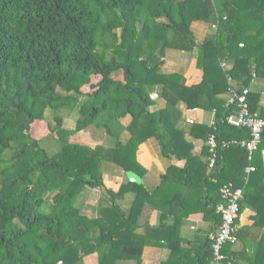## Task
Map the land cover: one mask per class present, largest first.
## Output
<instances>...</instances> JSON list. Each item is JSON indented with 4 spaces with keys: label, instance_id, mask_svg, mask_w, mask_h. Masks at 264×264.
<instances>
[{
    "label": "trees",
    "instance_id": "trees-1",
    "mask_svg": "<svg viewBox=\"0 0 264 264\" xmlns=\"http://www.w3.org/2000/svg\"><path fill=\"white\" fill-rule=\"evenodd\" d=\"M245 13L260 17L261 26L252 33H263L264 0H0V264H84L83 256L93 252L98 264L139 258L143 246L152 243L134 232L143 197L164 217L173 204L187 214L198 203L204 217L218 226L219 189L229 182L243 189L241 211L250 206L255 211L253 224L264 228V183L256 189L264 178V133L248 161L240 141L249 137V131L225 122L235 107L216 95L228 89L229 76L239 82V88L249 87L252 72L264 77V39L249 43L239 37L237 26ZM117 19L119 33L115 31ZM194 20L213 22L215 33L199 43L190 28ZM139 33V41L143 39L153 50L151 63L135 56ZM195 48L196 67L203 71L201 84L188 86L181 73L162 72L166 49L191 52ZM225 55L233 61L228 72L220 66ZM119 70L122 80L111 76ZM92 75L100 78L90 83ZM89 83L90 91L83 93L81 87ZM154 85H160L165 107L150 111L149 91ZM247 100L250 111H255L256 96L250 90ZM180 101L188 108L214 109L212 125L193 124L189 130L204 141L214 134L217 156L210 169L206 158L191 155L192 145L178 127ZM49 107L56 110L55 125L45 124L50 133L62 129L58 108L79 107L77 127L97 121L114 143L82 146L88 156H66L77 169L58 161L68 143L59 139V152L49 154L34 131L35 121L43 120ZM105 114L111 115V126L103 122ZM127 114L131 120L123 126L117 119ZM124 130L130 137L121 142ZM149 137L157 139L162 155L184 158L186 165L171 166L150 194L142 184L129 180L117 192L106 187L103 163H115L143 176L146 169L137 161L136 152ZM231 140H237L236 144ZM34 150L41 159L30 165L25 157ZM207 155L204 144L201 156ZM249 164L254 170L245 175ZM183 178L182 188L179 181ZM191 178L197 180L195 186ZM96 187H103L111 204L99 217L89 218L76 201L84 189ZM127 191L136 193L129 213L116 204ZM96 227L97 235L93 234ZM242 231L237 240L243 239V247L236 250L233 244L225 245L220 264H264V232L250 240L244 239ZM202 245L210 260L209 243Z\"/></svg>",
    "mask_w": 264,
    "mask_h": 264
},
{
    "label": "crops",
    "instance_id": "crops-1",
    "mask_svg": "<svg viewBox=\"0 0 264 264\" xmlns=\"http://www.w3.org/2000/svg\"><path fill=\"white\" fill-rule=\"evenodd\" d=\"M260 26L261 19L259 16L254 18V14L245 13L238 22L237 28L239 37L244 40L246 39L249 43L257 38L264 39V32L261 34L255 33V35L252 33V31L256 30ZM190 28L199 43L216 31L214 23L205 20H194L191 23ZM239 46H242V43H239ZM191 52L192 54L195 52L196 56H194V54L190 55V57L193 58L190 59V57H188L189 60L184 57H178L182 64L178 69H174V65L176 63L174 60L171 59L168 63V66H171L174 63V65H172L174 70L169 69L170 71L168 72L181 73L185 79V84L188 86L201 84L203 76V71L196 67V59L198 55L197 48ZM224 57L225 58L221 61L226 65L224 71L228 72L232 69L233 61L228 58L227 55ZM164 60L165 64H167L165 58ZM252 65L254 66V64ZM229 78L231 79L232 84L236 86L239 85V82L236 79H233L230 76ZM155 86L157 87L155 88L156 90L152 89L150 92V98L153 101L149 106L150 111L159 110L165 107V100L159 96L161 87L160 85H154L153 87ZM248 88L250 92L254 93L256 96V108L252 113L264 118V77L260 76L256 71L252 72ZM216 95L218 98L223 99L226 103L229 98V91L227 89ZM155 106L156 108L152 109V107ZM177 107L181 112L178 127L183 129L185 141L192 145L190 150L191 155L200 156L201 159L205 160L206 157L201 156V150L205 141L202 138H198L190 134L189 130L193 124L211 125L214 121V109L208 110L203 108H188L184 101L178 102ZM127 117L131 119L130 116ZM190 120L192 122H190ZM124 133L125 132H123L121 137H119V140H122L121 142H125L130 137V135H128L126 140H124ZM236 141L237 140H231L229 143L236 144ZM261 157V162L264 166V150H262ZM136 158L137 161L146 169L143 176H140L136 172L135 173L140 176L141 183L139 184L143 185L148 194H150L159 185L162 179L161 176L165 174L171 166L183 168L186 165V160L184 158L177 159L174 156L162 155L158 141L154 137L147 138L138 146ZM101 170L104 184L106 187L111 188L114 192H117L121 184L128 180L126 175L123 174V169L114 163H103ZM184 180L185 179L183 178L179 181L182 188L184 187ZM190 182L194 186L197 184V180L195 178H191ZM263 183L264 178H262L258 183L256 189H258L259 186L262 187ZM252 186L254 189L255 182ZM101 189L105 192L103 187L86 188L82 191L81 212L89 218L92 216V214H90L92 207H94L93 216L96 218L99 217L100 213L110 204L107 203L106 206L105 201H103V205H100L99 193ZM135 200L136 193L134 191H127L121 198L116 199V203L120 206L121 210L125 213H129ZM139 202L137 210L138 217L136 221L137 228L134 232L136 234H140L143 239L151 241L152 243L143 246L142 254L139 258L118 259L115 264H207V262L210 261L208 257V250L207 248H203L202 243H209L205 234L213 229H216L217 225L213 219H206L204 217V213L200 210L198 203L196 205H192L187 214H183V208L178 204H173L170 208L168 216L164 217L159 210L154 209L150 205L147 198L143 197ZM254 215L255 211L250 206L244 207L241 211L238 226L239 230H243L242 234L245 237L244 239H259L264 232V228L253 224ZM167 227L169 228V232H167ZM94 233L97 235L99 233V229L97 228ZM242 247L243 239L237 240V242L232 245V249L236 250L241 249ZM204 261H206V263H203ZM83 262L84 264H98L97 253L93 252L84 255Z\"/></svg>",
    "mask_w": 264,
    "mask_h": 264
},
{
    "label": "rangeland",
    "instance_id": "rangeland-1",
    "mask_svg": "<svg viewBox=\"0 0 264 264\" xmlns=\"http://www.w3.org/2000/svg\"><path fill=\"white\" fill-rule=\"evenodd\" d=\"M114 22L116 23L115 31L117 33H119V30L121 27L119 25V20L117 19ZM139 26L140 25H138V27H137L138 29H140ZM140 35H141V33H139V35L137 36L138 37V45H139L138 46L139 47L138 48L139 53H138L137 49H135L134 50L135 56L137 58L138 57L145 58L148 60L149 63H151L153 56H154L153 50L150 47L148 48L146 46V43H144L143 39L141 41H139ZM136 40H137V38H136ZM150 41L155 45L154 40H150ZM193 54H194V56H196L195 52H193ZM193 54H192V52L189 53L187 51H182V50H177V49H166V53H165L164 58L166 59L167 64H164L162 66V72L168 73V71H170L169 69H173L172 65H174V63L171 66H168V63L171 61V59L176 62L174 65V69H178L179 66L182 65L181 62L179 61L178 57H184V58L188 59V57H190V55H193ZM191 58H193V57H190V59ZM177 59H178V61H177ZM138 60H139V58H138ZM111 76L117 80H122V78H123V74H122L121 70L113 72ZM99 78H100L99 75L90 76V80H91L90 83H95ZM90 83L85 84L81 87V91L83 93L90 91V89H91ZM155 88H157V87L156 86L152 87V89L156 90ZM149 96H151L150 91H149ZM56 105H58V104H56ZM56 105H54V106H56ZM154 108H156V106L152 107V109H154ZM54 109H55V107H49V108H46L44 110V112H43L44 118H43V120L35 121L34 131L38 134L37 137H39V139H40L39 140L40 146L42 148H44L46 150V152H48L49 154H57L59 152V150H60V145H59V141H58L59 139H62L68 143L69 147H68V149L66 148L67 151L65 152L66 149L63 150V153L61 152L62 155L60 154L56 158L58 161L63 160L68 166L72 165L73 169L74 168L77 169L78 165L75 164V161H73V159H70L71 161H69V160L66 161L67 160L66 156H70V154H72L73 157H75V155L88 156L86 154V149H82V146H94L96 144L112 145L114 143L113 138H111V136L107 135L104 132V127L99 126V124H97L98 123L97 121L92 123V124H87L83 128L81 126L77 127L79 124V117H80L79 107L74 108L73 110L68 109V108H63V107L58 108L60 110H57V111L59 112V114L61 115L62 120H63L62 129L59 132L50 133L45 124L50 123L52 125H55V121H54L53 117L55 114L54 111H56V110H54ZM127 116H130V115L127 114L125 117H119L117 119V121H119V123H121L123 126H127L128 122H130V120H131ZM102 118H103L104 123H106L107 125H110V126L112 125L111 123L113 120L111 119V115L105 114V115H103ZM80 122H81V124H84L86 121L83 122V118H82V120ZM123 132H125L123 135V139L126 140V137L128 135H130V132L128 130H124L120 133L119 137H121ZM120 141H122V140H120ZM71 150H72V152H71ZM68 152H70V153H68ZM1 155L2 154L0 153V156ZM39 159H41V155L38 151H35V150H34V152L31 153V156L27 155L25 157V161L28 162L30 165L35 164ZM125 172L126 171L123 170L124 175L126 174ZM86 175L88 177L90 176L89 174H86ZM255 176H257V175L256 174L252 175L253 178H255ZM99 198H100V205H103V201H105L106 206H107V203L111 204V202L108 198V194L105 193L102 189L99 193ZM64 203L67 204V202H65V201H64ZM64 203L60 202V204H64ZM73 203H74V201H72L70 204L73 205ZM76 204L77 205L79 204V206H81V211H82V193L78 197ZM110 204L107 207H109ZM50 205H51V200L49 199V201L47 202V208H49ZM119 208H120V206H119ZM93 213H94V207H92V211L90 213V214H92L91 218L94 217ZM97 228L98 227L93 229V234H95L94 232Z\"/></svg>",
    "mask_w": 264,
    "mask_h": 264
},
{
    "label": "built area",
    "instance_id": "built-area-1",
    "mask_svg": "<svg viewBox=\"0 0 264 264\" xmlns=\"http://www.w3.org/2000/svg\"><path fill=\"white\" fill-rule=\"evenodd\" d=\"M241 45V44H240ZM221 68L225 70L226 65L220 62ZM229 98L226 105H234L235 109L232 113L225 117V122L236 127H244L249 131V137L240 141V146L246 150L247 160L252 161L254 152L258 149L262 135L264 133V118L252 113L249 108L247 96L249 93L248 87H237L232 84L228 77ZM190 122H192L190 120ZM214 121L211 123V125ZM208 147L207 167L210 169L215 163L217 156L218 143L215 140L213 133H210L205 141ZM254 170V166L249 164L245 167L244 173L247 175ZM246 179V176L244 177ZM222 202L218 205L217 211L220 214V223L216 229L208 233V240L211 253V264H220L225 258L223 247L227 244H234L238 239V220L241 215L240 200L243 198V189L234 187L229 182L224 184L219 189ZM58 264H62L61 261Z\"/></svg>",
    "mask_w": 264,
    "mask_h": 264
},
{
    "label": "water",
    "instance_id": "water-1",
    "mask_svg": "<svg viewBox=\"0 0 264 264\" xmlns=\"http://www.w3.org/2000/svg\"><path fill=\"white\" fill-rule=\"evenodd\" d=\"M126 174V177L129 181H132V182H136V183H141V178L138 174H136L135 172L131 171V170H127L125 172Z\"/></svg>",
    "mask_w": 264,
    "mask_h": 264
}]
</instances>
